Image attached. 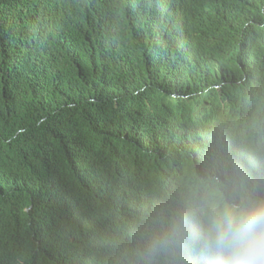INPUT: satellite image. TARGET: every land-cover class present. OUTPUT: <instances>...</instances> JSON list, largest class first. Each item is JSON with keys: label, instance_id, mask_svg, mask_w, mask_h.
<instances>
[{"label": "trees", "instance_id": "obj_1", "mask_svg": "<svg viewBox=\"0 0 264 264\" xmlns=\"http://www.w3.org/2000/svg\"><path fill=\"white\" fill-rule=\"evenodd\" d=\"M147 12L0 0V264H127L210 176L264 197V0Z\"/></svg>", "mask_w": 264, "mask_h": 264}, {"label": "clouds", "instance_id": "obj_2", "mask_svg": "<svg viewBox=\"0 0 264 264\" xmlns=\"http://www.w3.org/2000/svg\"><path fill=\"white\" fill-rule=\"evenodd\" d=\"M154 1L130 0V8L149 17ZM155 18L163 19L161 7ZM225 193L211 176L187 187L175 209L127 250V264H264V197Z\"/></svg>", "mask_w": 264, "mask_h": 264}]
</instances>
